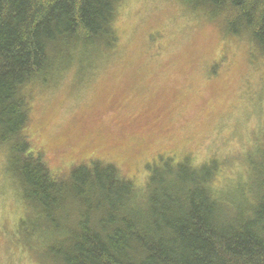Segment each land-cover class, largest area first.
<instances>
[{"label": "trees", "instance_id": "obj_1", "mask_svg": "<svg viewBox=\"0 0 264 264\" xmlns=\"http://www.w3.org/2000/svg\"><path fill=\"white\" fill-rule=\"evenodd\" d=\"M123 1L0 0V145L26 206L23 243L38 264H264V154L247 165L243 197L229 200L213 187L215 160L159 157L140 189L97 159L55 173L32 147L34 95L113 53ZM176 1L264 57V0Z\"/></svg>", "mask_w": 264, "mask_h": 264}, {"label": "rangeland", "instance_id": "obj_2", "mask_svg": "<svg viewBox=\"0 0 264 264\" xmlns=\"http://www.w3.org/2000/svg\"><path fill=\"white\" fill-rule=\"evenodd\" d=\"M114 28L113 53L85 71L70 66L34 95L32 147L55 173L97 159L140 189L159 157L196 167L215 160L214 189L243 197L247 165L264 154V57L255 45L176 0H124ZM10 158L0 145V264H38L19 235L26 206Z\"/></svg>", "mask_w": 264, "mask_h": 264}]
</instances>
